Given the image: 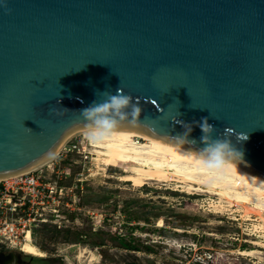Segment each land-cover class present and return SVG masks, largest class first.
I'll return each instance as SVG.
<instances>
[{"label": "water", "instance_id": "1", "mask_svg": "<svg viewBox=\"0 0 264 264\" xmlns=\"http://www.w3.org/2000/svg\"><path fill=\"white\" fill-rule=\"evenodd\" d=\"M118 87L142 108L119 126L200 150L206 117L264 174V0H0V177L38 164Z\"/></svg>", "mask_w": 264, "mask_h": 264}, {"label": "rangeland", "instance_id": "2", "mask_svg": "<svg viewBox=\"0 0 264 264\" xmlns=\"http://www.w3.org/2000/svg\"><path fill=\"white\" fill-rule=\"evenodd\" d=\"M88 148L93 155L86 162L69 152L39 170L51 177L58 168L67 171L60 183L75 185L76 173L89 168L57 223L35 227L30 242L45 254H30L36 264H264V246L254 243H264L258 213L175 181L123 179L125 166L104 165L101 153Z\"/></svg>", "mask_w": 264, "mask_h": 264}, {"label": "bare ground", "instance_id": "3", "mask_svg": "<svg viewBox=\"0 0 264 264\" xmlns=\"http://www.w3.org/2000/svg\"><path fill=\"white\" fill-rule=\"evenodd\" d=\"M86 128L85 124L69 130L34 167L0 177V180L39 169L50 163L70 138L75 135L86 137ZM88 142L93 146L94 152L101 153L100 159L104 165L125 166L128 173L121 175L123 179L140 182L175 181L187 191L197 189L218 194L227 198L223 202H228L229 206L245 205L247 212L258 213L264 227V174L258 171L237 163L227 171L210 177L197 167L198 150L132 126H118L111 138ZM30 241L33 240H25L21 249L30 254L44 256V252ZM254 243L264 246L261 241ZM241 252L248 254V250Z\"/></svg>", "mask_w": 264, "mask_h": 264}, {"label": "built area", "instance_id": "4", "mask_svg": "<svg viewBox=\"0 0 264 264\" xmlns=\"http://www.w3.org/2000/svg\"><path fill=\"white\" fill-rule=\"evenodd\" d=\"M76 137L70 138L50 163L69 152H77L81 161L86 162L93 155L88 148L89 142ZM40 169L0 180V247L21 250V244L28 238L32 239L35 227L57 223L56 218L60 216L62 208L70 207L74 187L82 186L83 176L89 171L84 165L76 173L75 185H66L60 180L67 178L69 172L58 168L56 177H51L50 173L40 176Z\"/></svg>", "mask_w": 264, "mask_h": 264}, {"label": "clouds", "instance_id": "5", "mask_svg": "<svg viewBox=\"0 0 264 264\" xmlns=\"http://www.w3.org/2000/svg\"><path fill=\"white\" fill-rule=\"evenodd\" d=\"M103 95L105 99L100 102L94 101L80 112L87 126L85 135L90 142H100L111 138L122 121L135 122L142 112L138 101L134 103L133 97L125 94L120 87L115 90V94L106 91ZM63 111L66 112L68 109ZM176 122L183 124L184 132L174 138L183 143L195 144V139H187L192 132V125L182 121ZM193 123H198L202 133L200 140L204 145L197 151L198 168L211 177L227 171L241 160L242 153L235 149L230 139L212 137L214 128L208 123L206 117H202L200 122ZM224 131L228 133L230 129L225 128Z\"/></svg>", "mask_w": 264, "mask_h": 264}, {"label": "flooded vegetation", "instance_id": "6", "mask_svg": "<svg viewBox=\"0 0 264 264\" xmlns=\"http://www.w3.org/2000/svg\"><path fill=\"white\" fill-rule=\"evenodd\" d=\"M17 248L0 247L2 254L0 255V264H36V257L23 253ZM43 259V258H42Z\"/></svg>", "mask_w": 264, "mask_h": 264}, {"label": "trees", "instance_id": "7", "mask_svg": "<svg viewBox=\"0 0 264 264\" xmlns=\"http://www.w3.org/2000/svg\"><path fill=\"white\" fill-rule=\"evenodd\" d=\"M45 224H49V223H45ZM52 225L55 226V227H58L57 224H52ZM120 244H121V246H123V247L126 248V249H134V250H138V248H136L137 246H135V245H133V244H130V242H127V241H125V240H122Z\"/></svg>", "mask_w": 264, "mask_h": 264}]
</instances>
